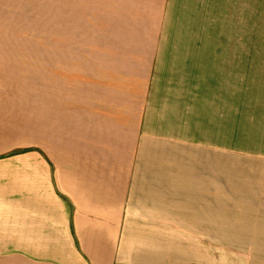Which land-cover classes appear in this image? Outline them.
<instances>
[{
  "label": "crops",
  "instance_id": "crops-1",
  "mask_svg": "<svg viewBox=\"0 0 264 264\" xmlns=\"http://www.w3.org/2000/svg\"><path fill=\"white\" fill-rule=\"evenodd\" d=\"M66 3L47 82L0 62V264H264V105L242 84L236 123L227 34L264 0Z\"/></svg>",
  "mask_w": 264,
  "mask_h": 264
},
{
  "label": "rangeland",
  "instance_id": "rangeland-1",
  "mask_svg": "<svg viewBox=\"0 0 264 264\" xmlns=\"http://www.w3.org/2000/svg\"><path fill=\"white\" fill-rule=\"evenodd\" d=\"M12 1L13 8L9 18L2 20L3 24L0 26V49L8 51L4 58H0V62H4L8 69H20L28 83L41 80L47 82L51 75L52 52L65 46L66 0ZM222 32L226 39V27H220V33ZM227 34L229 39L234 40L229 42V46L236 53L248 55L246 58L235 59L237 123L242 122L243 85L249 88H245L244 92L250 93L251 107L264 105V98L259 101L260 96L264 97V26L251 25L246 27L245 33L239 27H229ZM243 37L245 41L242 40ZM225 44L228 42L221 40L220 48ZM16 75L18 76L17 73ZM29 87L34 85H28ZM27 94L33 93L28 89ZM239 141L241 138L236 137V142Z\"/></svg>",
  "mask_w": 264,
  "mask_h": 264
}]
</instances>
